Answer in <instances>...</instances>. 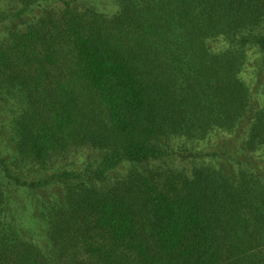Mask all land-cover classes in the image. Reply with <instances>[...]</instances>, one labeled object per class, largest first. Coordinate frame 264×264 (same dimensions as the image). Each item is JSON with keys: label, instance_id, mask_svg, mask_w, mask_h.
<instances>
[{"label": "trees", "instance_id": "1", "mask_svg": "<svg viewBox=\"0 0 264 264\" xmlns=\"http://www.w3.org/2000/svg\"><path fill=\"white\" fill-rule=\"evenodd\" d=\"M20 1L22 18L38 0ZM113 3L53 5L0 44L15 158L100 152L29 180L0 156V264H264V166L243 159L264 150V0ZM216 131L241 139L175 169Z\"/></svg>", "mask_w": 264, "mask_h": 264}, {"label": "rangeland", "instance_id": "2", "mask_svg": "<svg viewBox=\"0 0 264 264\" xmlns=\"http://www.w3.org/2000/svg\"><path fill=\"white\" fill-rule=\"evenodd\" d=\"M68 1L79 9L95 7L102 10L106 9L110 12L116 9V4L114 5L113 0H38L32 4L30 10H28L27 13L22 16V18H19L13 14L18 13L19 9L23 7L20 0H0V16L2 17V19H0V44L4 42L6 43L7 40L12 39L13 34L24 31L28 22L30 23L33 18L43 14L44 11L48 10L51 6L54 5L55 7V5H60L63 8L67 5L66 2ZM104 4H108L109 6H104ZM253 62L254 61L251 62L250 66H252ZM251 69L253 70L252 67L245 70L244 77H249V79H251L250 83L254 91H259V81L257 78H254ZM17 106L18 102L16 99H14V97L11 98V96L3 94L0 91V156H3L8 160H16V163L13 161L10 162V167L16 172H21L23 179H38L47 173H51L60 169H81L90 161H93L92 168L96 167L97 162L99 161L98 155L100 152L91 148L90 146H82L75 148L63 155H56L46 164L22 160L21 156L16 159L15 156H17V153L13 141V134L14 117L16 115ZM240 139L241 134L236 133V137H233V135L227 134V132L216 131L209 135L207 139L201 140L200 142H195V149H191L190 152L187 151L188 155L186 152H184L179 156H176L174 158V167L175 169H187V171H189L194 162H206L210 161L214 157L221 158L225 155L224 152L227 144L229 143L231 147L235 146L238 144ZM174 145L175 147H178L180 145V141L177 140ZM233 157H236V155L234 154ZM233 159L234 158H231L229 160L226 158L223 161H226L228 164H230V161L234 162ZM243 159L251 160L255 164L264 166V150H262V152H256L253 156L247 154L243 157ZM165 160H163V162H158V164L164 163ZM166 161H168L170 165L172 164L170 160ZM125 170H127V167L117 168L113 175L119 177ZM41 192L43 193L44 191ZM20 205L23 209L28 206L25 200L21 201ZM31 211L33 210L27 209V211H25L24 231L30 237L36 239L37 242L42 241L41 244H45L43 241L45 238V224L39 217L37 211L34 210L32 214H29Z\"/></svg>", "mask_w": 264, "mask_h": 264}]
</instances>
